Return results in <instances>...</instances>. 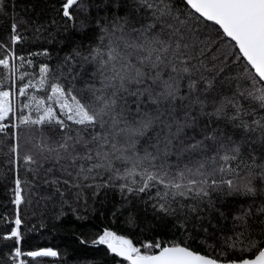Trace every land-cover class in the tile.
<instances>
[{
    "label": "trees",
    "instance_id": "obj_1",
    "mask_svg": "<svg viewBox=\"0 0 264 264\" xmlns=\"http://www.w3.org/2000/svg\"><path fill=\"white\" fill-rule=\"evenodd\" d=\"M4 61L0 264L264 248V83L184 0H0Z\"/></svg>",
    "mask_w": 264,
    "mask_h": 264
},
{
    "label": "water",
    "instance_id": "obj_2",
    "mask_svg": "<svg viewBox=\"0 0 264 264\" xmlns=\"http://www.w3.org/2000/svg\"><path fill=\"white\" fill-rule=\"evenodd\" d=\"M184 1L202 18L216 24L235 43L255 75L264 83V0ZM101 245L128 264H264V248L249 259L221 262L181 245L165 246L154 253L140 255L128 244L117 242L114 234H110ZM53 255L54 252L49 250L33 253L34 257Z\"/></svg>",
    "mask_w": 264,
    "mask_h": 264
},
{
    "label": "rangeland",
    "instance_id": "obj_3",
    "mask_svg": "<svg viewBox=\"0 0 264 264\" xmlns=\"http://www.w3.org/2000/svg\"><path fill=\"white\" fill-rule=\"evenodd\" d=\"M11 77V63L4 61L0 63V120H3L10 109V97L7 89H4L6 83Z\"/></svg>",
    "mask_w": 264,
    "mask_h": 264
},
{
    "label": "built area",
    "instance_id": "obj_4",
    "mask_svg": "<svg viewBox=\"0 0 264 264\" xmlns=\"http://www.w3.org/2000/svg\"><path fill=\"white\" fill-rule=\"evenodd\" d=\"M11 261H12V264H27L26 261H24L23 259V254L20 251L19 247H17L13 251L12 256H11ZM117 264H122V263H117Z\"/></svg>",
    "mask_w": 264,
    "mask_h": 264
}]
</instances>
